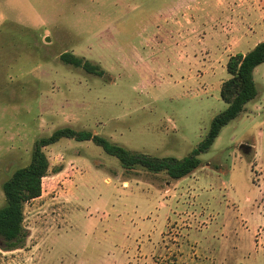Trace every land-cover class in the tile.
<instances>
[{"label": "rangeland", "instance_id": "1", "mask_svg": "<svg viewBox=\"0 0 264 264\" xmlns=\"http://www.w3.org/2000/svg\"><path fill=\"white\" fill-rule=\"evenodd\" d=\"M262 40L264 0H0V206L3 181L59 127L187 155L227 106L228 57ZM253 75L256 97L182 178L125 169L91 141L45 147L25 240L0 238V264H264V62Z\"/></svg>", "mask_w": 264, "mask_h": 264}, {"label": "trees", "instance_id": "2", "mask_svg": "<svg viewBox=\"0 0 264 264\" xmlns=\"http://www.w3.org/2000/svg\"><path fill=\"white\" fill-rule=\"evenodd\" d=\"M60 60L74 67H80L88 73L102 76L104 71L96 64L74 55L62 52ZM264 62V40L257 42L245 53H234L228 57L226 71L228 77L222 82L220 98L227 104L225 109L216 114L209 129L199 144L187 155L157 157L134 152L103 135L90 130H77L70 126L54 129L49 135L35 139L30 161L25 166L16 168L3 181L1 189L4 204L0 206V238L6 250L23 245L26 231L23 227L24 204L41 194L42 178L48 170V158L44 148L56 143L61 138L78 142L91 141L109 156L116 158L125 169L144 168L152 173L165 172L170 178L179 179L196 169L200 164V154L209 150L221 128L235 119L243 111L246 103L256 97L254 69Z\"/></svg>", "mask_w": 264, "mask_h": 264}, {"label": "water", "instance_id": "3", "mask_svg": "<svg viewBox=\"0 0 264 264\" xmlns=\"http://www.w3.org/2000/svg\"><path fill=\"white\" fill-rule=\"evenodd\" d=\"M239 149L241 150L242 153L247 154V153L250 151L251 146H250L249 144L242 143V144L239 146Z\"/></svg>", "mask_w": 264, "mask_h": 264}, {"label": "crops", "instance_id": "4", "mask_svg": "<svg viewBox=\"0 0 264 264\" xmlns=\"http://www.w3.org/2000/svg\"><path fill=\"white\" fill-rule=\"evenodd\" d=\"M256 95H257V94H256ZM244 109H245V106H244ZM244 109H243V110H244ZM250 146H251V148H252V147L254 148V146H253V145H250Z\"/></svg>", "mask_w": 264, "mask_h": 264}]
</instances>
